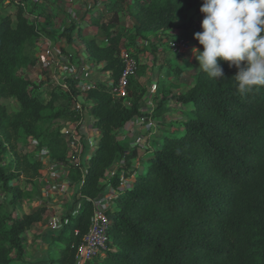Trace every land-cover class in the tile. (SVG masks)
I'll use <instances>...</instances> for the list:
<instances>
[{"label": "trees", "instance_id": "trees-1", "mask_svg": "<svg viewBox=\"0 0 264 264\" xmlns=\"http://www.w3.org/2000/svg\"><path fill=\"white\" fill-rule=\"evenodd\" d=\"M35 1L11 0L7 14H2L0 4V101L17 105L9 111L0 103V264H27L25 232L38 221L40 210L15 215L4 198L8 195V204L13 205L28 202L35 194L43 166L35 153L43 146L44 133L45 156L66 168L65 177L75 184L79 204L60 217L62 226L49 242L56 253L46 264H80L77 248L96 211L94 201L109 188L117 189L123 178L129 185L110 202L108 249L101 264H264V88L242 95L235 66L220 60L224 78L214 79L198 65L192 83L172 95L176 102L188 105L180 130L163 135L158 147L138 158L143 171L131 178L127 170L136 157L135 147L125 145L118 135L146 121L150 113L139 109L146 89L129 103L111 92L123 70L121 33L95 21L107 44L100 47L83 37L82 51L89 62L102 63L99 72L107 79L82 89L80 79L66 76L60 83L67 89L57 84L43 101L38 86L24 77V71L36 63V44L43 31L31 19ZM140 1L138 11L154 10L164 32L173 30L174 21L188 10L199 16L203 3ZM182 27L184 33L192 32L190 44L180 35L171 39H183L186 49H167L181 58L187 50L203 51L194 39L202 27H194L193 22ZM135 28L140 34V25ZM76 33L80 35V29L73 22L63 30L66 48L74 43ZM81 93L97 142L92 154L76 163L68 156L60 129L64 121H77L80 116L73 108L67 113L56 108L54 102L58 97L76 102ZM166 97L163 94L151 110L153 117L161 113ZM21 138L35 141L37 151L19 148ZM115 161L119 165L105 181Z\"/></svg>", "mask_w": 264, "mask_h": 264}, {"label": "rangeland", "instance_id": "rangeland-1", "mask_svg": "<svg viewBox=\"0 0 264 264\" xmlns=\"http://www.w3.org/2000/svg\"><path fill=\"white\" fill-rule=\"evenodd\" d=\"M11 0H0L1 12L2 14H7L10 10L8 2ZM201 1V0H200ZM140 0H36L35 10L31 15V19L39 26L41 32V38L36 44V52L34 54L36 58V63L34 66L28 68L24 71V77L29 79L33 84L38 86V91L40 92L41 99L43 101L47 100V94L51 89H57L58 85L61 84V80L65 76H73L74 78L80 79V84L83 88H87L91 85L86 79L79 78L83 72L82 66H85L89 59L86 57L82 64V55L77 57L76 55H68L62 50L66 48L64 45L65 39L61 36L63 30L69 27L72 22L78 26L80 29V35L74 34V48H80L82 52L84 48V42L82 38L86 37L90 40L96 41L97 45L100 47L105 46V35L95 26V21L97 23L109 24L114 30L121 33V38L119 40V55L127 56L133 58L137 62V67L132 76H130L127 84L129 90H133L130 93L127 92L124 96L125 102L133 100L141 92L142 88L152 89V93L149 96V101H145L147 105L154 106L155 102L161 98V95L156 96L155 92H160V85L158 79L164 78L167 82L169 76L178 77V79L189 80V76L193 74L194 64L198 63L195 53L192 50H187L188 57L181 58L167 49V41L169 38L183 35L186 38V42L190 44V38L192 32H183V25L192 24L196 19V13L193 10H188L187 13L180 18V20L174 21L173 30L164 32L160 28V21L155 14L154 10L145 9L143 11L139 8ZM141 33H136V26H139ZM45 26L47 30L45 29ZM45 29V30H44ZM202 28L197 32H202ZM196 32V33H197ZM166 41V42H165ZM72 48V47H71ZM75 50V49H74ZM47 53V57L44 60L48 62V65L44 68L41 66V59L44 54ZM83 54V53H81ZM180 58V59H179ZM176 64L172 63V61ZM184 63L189 65H185ZM69 64L76 66L75 75L68 73L66 68ZM157 66H159L157 68ZM197 67V66H196ZM184 71V76L177 72V69ZM193 68V70H191ZM187 70V72H185ZM181 71V72H182ZM177 72V73H176ZM190 72V74H188ZM68 73V74H67ZM178 74V75H177ZM102 79H105L104 76ZM57 85V86H56ZM62 85V84H61ZM158 85V86H157ZM143 86V87H142ZM62 87V90H66V86ZM159 87V88H158ZM168 87V86H167ZM164 90L162 93L168 94L169 91L173 89L166 88L163 85ZM128 90V91H129ZM157 90V91H156ZM84 93L78 95L76 102L83 104ZM145 95V94H144ZM151 99H155V102ZM157 100V101H156ZM153 102V103H152ZM5 105L9 111H15L17 105L12 100L2 99L0 101ZM74 103L70 102L65 97H58L54 105L56 108L63 110L64 112H69V110L74 109ZM141 103V102H139ZM145 103V104H146ZM144 103H141L143 105ZM84 105V104H83ZM168 112L152 116L150 113L151 127L148 131L155 130L154 126H157V119L163 120L164 131L157 132L155 130L152 134L139 133L129 135L123 139L125 145L129 147L131 145L138 147L140 151L147 150L150 151L156 146H159V141L162 139L163 135L166 133H173L174 131L180 130V123H178L180 116L175 114L172 103L167 104ZM188 107V105L186 106ZM153 108V107H152ZM84 108H82L83 110ZM150 110V109H149ZM186 109L179 111L184 115ZM82 123L86 122L83 117H86V113L83 110ZM163 115L162 117H160ZM185 115H188L187 113ZM160 117V118H159ZM168 122H171L168 124ZM177 122V123H176ZM65 121L61 127V132L67 141V152L70 159L74 162L80 160H86V158L91 155L92 150L89 149V145L95 147V138L97 135H92V130L86 131L87 127H90L87 123L81 124L83 128H79V132L76 129L69 128L65 125ZM154 125V126H153ZM80 126V125H78ZM92 129V128H91ZM72 132L74 136L71 138L69 134L65 131ZM144 130V129H143ZM146 130V129H145ZM144 130V131H145ZM147 131V132H148ZM96 132V131H95ZM146 132V131H145ZM164 133V134H163ZM68 136V137H67ZM134 137L137 139L131 141ZM91 138V140H90ZM121 138V137H120ZM160 139V140H159ZM47 141V136L44 133L41 142L44 146ZM19 148L23 150H31L34 148L35 144L30 139L21 138L18 141ZM36 152L35 157L41 158L43 166L41 168L42 176L35 182V194L31 197L30 201L22 202L20 204H8V195L4 198L5 206L9 211L15 215L23 213H32L36 210H40L39 219L34 223L29 230L25 232V256L27 264H46L48 258L55 255V247L50 246V239L56 235L61 228L60 217L64 216L72 207L74 210L78 208V203H75V189L69 185V181L66 177V168L59 167L60 165L55 164L50 158L43 155L45 148ZM132 147V146H131ZM147 147V149H145ZM140 160V159H139ZM116 162H113L110 168L107 169L105 174V181L112 175L111 172L116 166ZM142 169L144 168L143 163ZM125 180V178H123ZM21 178L18 179V182ZM112 210L108 209V213ZM103 255L94 256L87 264H101Z\"/></svg>", "mask_w": 264, "mask_h": 264}, {"label": "clouds", "instance_id": "clouds-1", "mask_svg": "<svg viewBox=\"0 0 264 264\" xmlns=\"http://www.w3.org/2000/svg\"><path fill=\"white\" fill-rule=\"evenodd\" d=\"M202 32L194 34L203 51L193 49L209 77L224 78L220 60L238 69L237 90L264 88V0H203Z\"/></svg>", "mask_w": 264, "mask_h": 264}, {"label": "crops", "instance_id": "crops-1", "mask_svg": "<svg viewBox=\"0 0 264 264\" xmlns=\"http://www.w3.org/2000/svg\"><path fill=\"white\" fill-rule=\"evenodd\" d=\"M74 38V37H73ZM75 40V39H74ZM72 47V48H71ZM75 46H74V43L70 46V47H67L66 48V53L68 54V55H72L71 53H73V55H76L77 57H79V56H81L82 55V64H83V61L85 60L84 58L86 57L85 56V54H84V52L82 51V52H78V51H80V48H74ZM75 49V50H74ZM81 53H83V54H81ZM188 55V52H186L185 53V55L183 56V57H188L187 56ZM180 59V58H179ZM172 61V60H171ZM86 63V65L85 66H82L81 65V68L83 69V72H82V74H81V76L79 77V78H84V79H86L89 83H97V82H102V81H105L106 79H107V76L106 75H104V78L105 79H102L103 78V76L100 74V72H99V69H100V66H101V64H93V63H91V62H89V60H88V62H85ZM172 63H174L175 64V62H173L172 61ZM84 65V64H83ZM195 66H194V68H196V66H198L199 65V62L198 63H196V64H194ZM159 66H157V68H158ZM191 70H193V68L191 69ZM185 72H187V70H185ZM177 73V72H176ZM181 74V76L183 75L184 76V71H182V72H180ZM188 74H190V72H188ZM178 75V74H177ZM169 79L170 80H167V82H165L164 81V78L162 79V78H159L158 80L159 81H162V82H159V84L158 85H160L159 87H160V92H155L154 94L156 95V96H158V95H161V97H162V95L164 94V93H162L163 91H162V89L164 90V88H162L163 87V85L164 86H166V88H168L169 87V89H173L172 91H169L170 93H168V94H165L167 97H166V99L165 100H163V102L161 103V112H163V113H161V114H165V113H167L168 112V107H167V104H169V103H172V108H173V110H174V112H175V114H173V115H176V116H179V115H182V116H180V118H179V122L178 123H180L181 124V122L185 119V113H184V115L183 114H181L179 111H181V110H183V109H187V107L186 106H184V105H181L180 103H178V102H176V100L172 97V95L173 94H175L178 90H179V88H181L182 86H189L191 83H192V74H191V76H189V80H184V79H178V77H171V76H169ZM157 85V86H158ZM168 86V87H167ZM143 87V86H142ZM158 87V88H159ZM143 89H146V91L143 93V95H142V97L140 98V100H139V102H141V103H144L143 105H141V103H139V109L142 111V112H148V111H151V110H153L154 108H155V106H156V103H158L159 101H160V99L161 98H159L158 99V101L157 102H155V99H151L152 101H154L155 102V104H154V106H149V105H147V103L145 102V101H148V102H150L149 100V96H150V94L152 93V89H150V87H148V88H145V87H143ZM129 89L127 88V92L128 93H130L131 91H133V90H129ZM157 91V90H156ZM127 94V93H126ZM145 94V95H144ZM86 102V101H85ZM130 102V101H129ZM128 102V103H129ZM146 103V104H145ZM153 103V102H152ZM87 105L88 104H85V105H83V108H84V111H85V113H86V117H83V119L85 120L86 119V122L85 123H87L90 127H87L86 128V131H88V130H92V135L91 136H94V135H97V132H95L96 130L95 129H93L92 128V123H93V118H92V116H91V114H90V112H89V109H88V107H87ZM150 109V110H149ZM165 112V113H164ZM163 115H161L160 117H162ZM159 117V118H160ZM146 121H140V122H138V123H136L135 125H133V126H128L127 127V129H125V130H123V132H121L119 135H118V138L119 139H124L125 137H128L129 135H131V134H133V136L135 135V134H139V133H147V134H152V133H154L155 132V130L157 131V132H159L160 134H161V132L162 131H164V133L167 131V129L164 127V123L165 122H163V120H158L157 119V126H154L155 127V130H153V131H148L149 129H146L145 130V127H144V124L145 123H147V122H150L151 123V120H150V118L149 117H147L146 119H145ZM85 123H82V121H65V128H66V126L67 127H69V128H71V129H73V131L76 129V132H79V128H83L82 127V125L81 124H85ZM169 123H171V122H168V124ZM177 123V122H176ZM78 125H80V126H78ZM152 125V124H151ZM79 127V128H78ZM92 128V129H91ZM146 131H144V130ZM165 129H166V131H165ZM148 131V132H147ZM163 133V134H164ZM167 134V133H166ZM121 137V138H120ZM137 138L136 137H134L131 141H135ZM90 140H91V138H90ZM95 140H97L96 138H95ZM160 140V139H159ZM162 140V139H161ZM161 140L159 141V145H160V143H161ZM95 144H96V142H95ZM132 147H135L136 145L134 144V146L133 145H131ZM130 146V147H131ZM156 147H158V146H156ZM89 149L90 150H92L93 151V145H92V143H91V145H89ZM145 149H147V147L145 148ZM154 149V148H153ZM152 150V149H151ZM150 150V151H151ZM135 151H136V157L133 159H131L130 160V167L128 168V170H127V173H130V175H131V178H133L136 174H139V173H141L142 171H143V169H142V164H141V162H139V160H138V158H144L145 156H146V154H147V152H149V151H146V150H142V151H140L139 149H138V147H135ZM92 154V153H91ZM119 162L117 161L116 162V166H114V170H113V172H115L116 171V169H117V167H118V164ZM59 167H61V168H65L64 166H59ZM110 168V167H109ZM113 172H111V174H113ZM63 177H65V175L63 176ZM126 180V182L128 183V179H125ZM129 184V183H128ZM70 185V184H69ZM71 187L72 188H74V189H76V187H75V184H71Z\"/></svg>", "mask_w": 264, "mask_h": 264}, {"label": "built area", "instance_id": "built-area-1", "mask_svg": "<svg viewBox=\"0 0 264 264\" xmlns=\"http://www.w3.org/2000/svg\"><path fill=\"white\" fill-rule=\"evenodd\" d=\"M204 19V14L200 13L199 16L196 17V19L193 21L194 27H201L202 20ZM167 45L172 50H182L186 49L187 45L186 42L179 38V39H171L169 38L167 40ZM47 53L42 56L41 59V66L44 68L48 65V62L44 60V57ZM122 62H123V70L121 72L120 77L118 78L117 82L115 84H112L111 92L118 96V97H124L126 95V88L128 84V80L130 76H132L136 70L137 62L130 57L127 56H121ZM68 73H71V75L75 74L76 72V66L69 64V67L66 68ZM67 73V74H68ZM65 78V76L63 77ZM63 87H65L64 83H61ZM83 104H80L79 102L74 103V110L79 114L78 121L82 120V110ZM145 129H148L151 127V123L147 122L144 124ZM65 133H71L69 136L75 139L72 132L65 131ZM33 143L36 145V142L33 141ZM44 154H47V150L45 149ZM129 184L126 182V180L121 179L120 185L117 189L109 188L108 191L105 194H101L95 201L94 206L96 208L95 213L93 214L91 218V222L88 228L87 233L83 237L80 245L77 248L76 253V260L80 262V264H86L89 262L94 256L101 255L105 250L108 249L107 246V229L110 223L111 216L108 213V209L110 207L111 200L118 194L119 190H122L126 188Z\"/></svg>", "mask_w": 264, "mask_h": 264}]
</instances>
